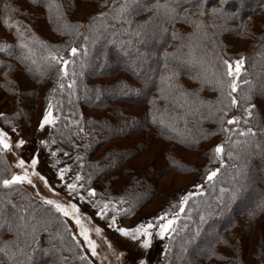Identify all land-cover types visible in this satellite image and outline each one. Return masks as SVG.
<instances>
[{"label":"trees","instance_id":"obj_1","mask_svg":"<svg viewBox=\"0 0 264 264\" xmlns=\"http://www.w3.org/2000/svg\"><path fill=\"white\" fill-rule=\"evenodd\" d=\"M123 3L0 0L3 123L36 130L51 104L54 144L73 157L78 187L108 204L105 215L179 214L163 264H264L263 234L255 248L249 238L264 225V0H127L121 16ZM241 57L233 105L222 61ZM173 172L196 183L161 191ZM3 179L0 264H94L63 213Z\"/></svg>","mask_w":264,"mask_h":264},{"label":"rangeland","instance_id":"obj_2","mask_svg":"<svg viewBox=\"0 0 264 264\" xmlns=\"http://www.w3.org/2000/svg\"><path fill=\"white\" fill-rule=\"evenodd\" d=\"M232 63L234 64V61ZM243 69L244 67L241 69V72ZM0 94V113L5 114L10 111V108L5 106V101H7L8 98L5 97L3 93ZM135 111L141 112L139 109H135ZM42 120L43 119H41L39 125H37L36 130H34V128L29 129L33 126L24 127L23 130L21 127L12 128L10 125L6 126L0 116V129H3L9 134L10 143L12 144L11 149L0 150V170L2 169L0 171V178H8L13 173H21L22 169L19 168L17 164L19 159L26 161L25 167L28 168L31 173V159L35 156L38 161L35 171L45 177L48 184L46 185L39 176H32V184L24 182L19 185L28 190L33 197L43 203H45V200L51 199L65 205L78 204L81 221L84 226L89 229L88 235L90 239L96 243V255L92 254L88 242L80 234V226L77 225L75 219H73L72 216L66 217L69 219L73 234L81 241L86 255L94 264H140L141 260L146 261L147 264H163L161 256L168 234L164 237H160L157 234L158 229L154 228L152 230L153 237L151 246L145 249L141 244L143 237L133 240L130 236H124L116 230L117 227L134 228L141 223H147L149 221L154 225L159 224L160 221L156 219L157 217H152L157 209L152 207L153 210H147L140 217L134 219L122 221L116 218V226L112 227V215H105V213L103 215L97 214L103 206V203L95 201L94 196H89V193L78 187L79 182L76 181V175L79 174V172L76 171L77 167H75L73 163V157L69 153H63L64 150L61 151L59 148H56L54 144L56 142L54 138L51 137L52 126L45 125L41 128L40 124ZM67 136L69 135H64L63 138L67 139ZM20 139H23L25 143L17 146ZM164 147L165 145L160 143L154 148L156 152L154 157H156V160L160 163L163 162L161 158ZM184 158L193 165H201L204 162L194 153L189 156L184 153ZM152 160L148 159L149 162H152ZM61 170L65 171L63 179L60 178ZM195 181L196 177L193 175L183 176L173 172L160 177L158 184L160 185L161 191L172 193L173 190H184L191 187L196 183ZM71 183L77 184L76 190L68 188V184ZM81 197H83V199ZM157 199H159V197H157ZM255 200L256 198L254 197V199L250 201L252 202ZM178 215L171 217L167 216L166 219H172L174 217L176 219ZM97 228L101 229V231L97 232ZM258 232L264 236V225L257 232H253V234L250 235L249 238L252 241V243H250L252 244L250 248H255L260 237H258ZM204 253H206L205 248L200 254L203 255Z\"/></svg>","mask_w":264,"mask_h":264},{"label":"snow or ice","instance_id":"obj_3","mask_svg":"<svg viewBox=\"0 0 264 264\" xmlns=\"http://www.w3.org/2000/svg\"><path fill=\"white\" fill-rule=\"evenodd\" d=\"M48 7L51 9L52 7V3L50 2L48 4ZM128 4H127V0H125V3L120 4L119 6V10H120V15L123 16L124 11L127 9ZM100 15H105V13H101ZM93 19H95V17H93ZM9 27H11V25H9ZM79 28L80 25H65L66 29H71V28ZM20 35L22 36L23 33H20ZM175 35V34H174ZM22 46L24 48H28L27 44H23ZM42 44L44 42H41ZM5 47H8L7 45H5ZM31 52V49H28ZM71 52L73 55H75L78 52V49L73 47L71 49ZM49 57L51 58V60L53 61H57L63 65H67L69 63L68 60L63 59L62 57L49 52ZM222 63L226 66L225 67V75L227 77H230L231 79L227 82V88L231 89L230 92L227 93L228 97L230 98V102L231 104L235 105L237 104V99L235 96L232 95L233 92H236L238 89V78L240 76L241 73V69L244 63L243 57H241L240 59H237L234 61V64L232 62H229L228 60H224L222 61ZM64 75H67V70L66 68L64 69ZM60 87H63V85H60ZM247 111V110H246ZM251 113H249L250 115ZM3 114L0 113V116H2ZM238 117H232V119L228 120L229 124H233L238 122ZM56 122V118L53 116V111H52V105L49 104L48 105V109L45 112L44 116H43V120L42 123L40 124V127L43 128L45 125H54ZM223 123V121L221 122ZM228 131H230V129H226ZM248 132H251V129H248ZM25 143V141L23 139H20L17 143V146L23 145ZM42 143H46V142H42ZM12 144L10 143V138H9V134L4 131L3 129H0V150H6V149H11ZM223 145H217L214 149V155L215 157L220 156L223 153ZM37 158L35 156H33V158L31 159V164L30 167L32 169V172H29V169L25 167V163L26 161L23 159H19L17 164L18 167L22 169L21 173H13L10 178H5L2 180L3 185L5 186H12L15 184H22L24 182H27L28 184H32L33 180H32V176H39L41 180L44 181V183L47 185L48 181L45 177L41 176L39 172H36V165H37ZM219 171V169H216L214 171H210L208 173V179L211 180L214 176H216L217 172ZM65 175V171L61 170L60 171V178L63 179ZM80 179H82V177L77 174L76 175V180L79 181ZM82 187V185H81ZM68 188L71 190H76L77 189V184L76 183H71L68 184ZM223 191V190H222ZM192 195V193H188V195L184 196L181 200V205L186 204L189 197ZM89 196H95V190L94 189H89ZM83 199V197H81ZM46 204L49 205H54L56 210L58 212L63 213L64 216H72L73 219H75L77 225L80 226V234L84 237V239L88 242V246L89 248L92 250V254L96 255V243L95 241H93L92 239H90L88 232L89 229H87L84 224L81 221L80 218V214H79V208L75 205V204H69V205H65L62 204L58 201L55 200H51V199H47L45 200ZM108 210V204L104 203L103 206L100 208L99 212L97 213L98 215H103L106 211ZM119 211V210H117ZM181 211H183V207H181ZM169 214L167 212H165L163 215L158 216L156 219L158 221H160L159 224L154 225L151 221L147 222V223H141L139 225H137L134 228H126V227H117L116 230L120 233H122L124 236H130L133 240H136L140 237H143V239L141 240V244L142 247L147 249L151 246L152 243V237H153V229H158L157 234L160 237H164L166 234H169L172 231H175L173 225L175 224L176 220L175 217L172 219H166V217ZM112 227L116 226V216L113 215L112 216ZM97 232H100L101 229L97 228L96 229ZM111 247V246H110ZM140 264H147L146 261L141 260Z\"/></svg>","mask_w":264,"mask_h":264}]
</instances>
